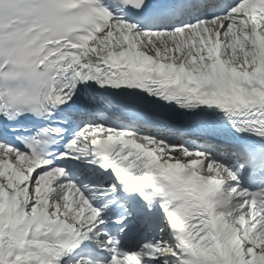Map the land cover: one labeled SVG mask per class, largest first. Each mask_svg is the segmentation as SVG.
<instances>
[{
	"label": "snow or ice",
	"instance_id": "1",
	"mask_svg": "<svg viewBox=\"0 0 264 264\" xmlns=\"http://www.w3.org/2000/svg\"><path fill=\"white\" fill-rule=\"evenodd\" d=\"M0 264H264V0H0Z\"/></svg>",
	"mask_w": 264,
	"mask_h": 264
}]
</instances>
